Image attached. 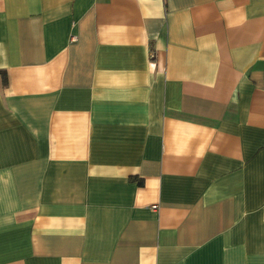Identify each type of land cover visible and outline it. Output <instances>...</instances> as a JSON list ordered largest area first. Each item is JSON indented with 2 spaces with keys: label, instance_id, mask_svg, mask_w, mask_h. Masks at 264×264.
<instances>
[{
  "label": "crops",
  "instance_id": "1",
  "mask_svg": "<svg viewBox=\"0 0 264 264\" xmlns=\"http://www.w3.org/2000/svg\"><path fill=\"white\" fill-rule=\"evenodd\" d=\"M0 70V264H264V0H0Z\"/></svg>",
  "mask_w": 264,
  "mask_h": 264
},
{
  "label": "trees",
  "instance_id": "2",
  "mask_svg": "<svg viewBox=\"0 0 264 264\" xmlns=\"http://www.w3.org/2000/svg\"><path fill=\"white\" fill-rule=\"evenodd\" d=\"M0 83L2 85H5L7 83V76L6 73L2 70H0Z\"/></svg>",
  "mask_w": 264,
  "mask_h": 264
},
{
  "label": "built area",
  "instance_id": "3",
  "mask_svg": "<svg viewBox=\"0 0 264 264\" xmlns=\"http://www.w3.org/2000/svg\"><path fill=\"white\" fill-rule=\"evenodd\" d=\"M152 208H156V206H155V205H153V206H152Z\"/></svg>",
  "mask_w": 264,
  "mask_h": 264
}]
</instances>
